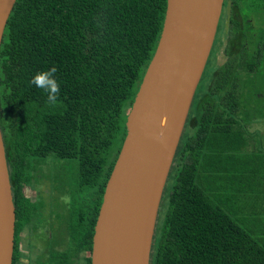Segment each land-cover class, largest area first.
Returning a JSON list of instances; mask_svg holds the SVG:
<instances>
[{
	"label": "trees",
	"instance_id": "obj_1",
	"mask_svg": "<svg viewBox=\"0 0 264 264\" xmlns=\"http://www.w3.org/2000/svg\"><path fill=\"white\" fill-rule=\"evenodd\" d=\"M231 1L228 40L220 23L213 46L225 45L230 58L200 82L187 122V131L195 123L196 133H185L178 146L150 264H264V214L254 228L236 204V192L254 178L245 173L252 162L240 151L251 147L247 127L259 111L244 105L240 77L247 86L260 63L244 52L254 40L239 25L241 0ZM166 8L167 0L16 1L0 51V124L12 185L30 184L49 158L70 160L59 168L74 186L94 193L98 217ZM258 35L252 50L262 51L263 26ZM52 67L60 85L54 105L31 83ZM19 197L27 200L22 192Z\"/></svg>",
	"mask_w": 264,
	"mask_h": 264
},
{
	"label": "water",
	"instance_id": "obj_2",
	"mask_svg": "<svg viewBox=\"0 0 264 264\" xmlns=\"http://www.w3.org/2000/svg\"><path fill=\"white\" fill-rule=\"evenodd\" d=\"M17 0H0V51ZM224 0H167L162 33L127 116L107 181L94 264H150L157 218L193 100L210 58ZM15 205L0 124V264H11Z\"/></svg>",
	"mask_w": 264,
	"mask_h": 264
},
{
	"label": "flooded vegetation",
	"instance_id": "obj_3",
	"mask_svg": "<svg viewBox=\"0 0 264 264\" xmlns=\"http://www.w3.org/2000/svg\"><path fill=\"white\" fill-rule=\"evenodd\" d=\"M232 5L231 0H224L220 23L224 26L226 24V36H229V25L235 12ZM250 22L253 23V20L250 19ZM239 25L243 26L241 22ZM250 32L254 40V29ZM246 42L249 45L248 41ZM228 58L230 56L223 49V58L216 69ZM209 86L210 83L206 87ZM187 122L183 135L188 132L194 137L196 125H190L187 131ZM59 167L62 166L50 167L47 164L44 166V172L34 177L30 184L23 183L21 189L12 185L15 231L11 264H94L97 223L94 193L91 190L86 191V188L74 186L70 183L69 176H63V170ZM65 178L69 185L64 184ZM21 192L27 199L25 202L20 201ZM161 207L162 203L157 224ZM154 241L153 239V244Z\"/></svg>",
	"mask_w": 264,
	"mask_h": 264
},
{
	"label": "rangeland",
	"instance_id": "obj_4",
	"mask_svg": "<svg viewBox=\"0 0 264 264\" xmlns=\"http://www.w3.org/2000/svg\"><path fill=\"white\" fill-rule=\"evenodd\" d=\"M240 4V22L244 26L243 29L245 31H253L254 29L258 32V28H260L258 23H260L264 18V0H241ZM261 7L262 9H259ZM250 19L253 20V23L250 22ZM224 27L227 30V27ZM224 27L222 31L225 30ZM225 32L223 33V38L224 40H227V34ZM233 34H235L234 31ZM217 43L218 45L220 44L219 41ZM252 43H255V41L249 43V45H247L248 50L244 52L249 54L248 59L250 62L254 64L258 62L260 64H258V66L252 72L251 76H249L250 81H246L247 86L244 85L245 78L243 77H240L241 83L239 84L241 86L240 88L243 87L242 93L244 94V97L247 96V100H244V105L254 108L258 107V110L262 113L260 114L257 110L258 114H253L255 116L254 122H252L247 127L251 142L250 149L245 148V150L243 149L242 151H240V154L242 155V157H244L243 159H246L253 163H245L243 167L245 169V173L248 174L249 177L253 176L254 178L252 180L245 181L246 189H243L241 191L242 197L238 198L241 195L238 196L239 191L236 192V197L238 199L236 200V204L238 205L239 212L243 215L246 214L248 218H246V216L245 218L249 220L251 224H253L254 228H258L259 226H261L263 220L257 219L256 217L261 213L264 214V50H252ZM218 45L214 47L207 63L203 75V80L205 81H210L211 77L215 75L214 70L219 65L220 60L223 58V48L219 47ZM48 162H50V167H56L57 165L67 166L69 163H71L70 160L60 161L54 160L53 158H49ZM64 169L65 167L63 168V170ZM66 174L68 176L70 175L68 170ZM69 178H71V175L69 176ZM262 183V186H258ZM248 184H254L252 189H249V191L247 190ZM236 187H239V185ZM164 208L165 204L161 208L162 212L164 211ZM255 211H257L256 214Z\"/></svg>",
	"mask_w": 264,
	"mask_h": 264
},
{
	"label": "clouds",
	"instance_id": "obj_5",
	"mask_svg": "<svg viewBox=\"0 0 264 264\" xmlns=\"http://www.w3.org/2000/svg\"><path fill=\"white\" fill-rule=\"evenodd\" d=\"M56 71V67H52L47 71L38 72L31 80L32 84L48 93L47 102L53 105L57 102L60 92V85L55 79Z\"/></svg>",
	"mask_w": 264,
	"mask_h": 264
},
{
	"label": "crops",
	"instance_id": "obj_6",
	"mask_svg": "<svg viewBox=\"0 0 264 264\" xmlns=\"http://www.w3.org/2000/svg\"><path fill=\"white\" fill-rule=\"evenodd\" d=\"M263 17H264V14H263ZM264 18L262 19V21L260 22V23H258L259 24V26H263L264 27ZM254 32L256 33V38L254 39V41H255V43H257L258 41V39H259V42L261 41V38H260V35H258V32H259V28H258V32L257 31H255L254 30ZM257 37H259V38H257ZM263 42H264V37H263Z\"/></svg>",
	"mask_w": 264,
	"mask_h": 264
}]
</instances>
